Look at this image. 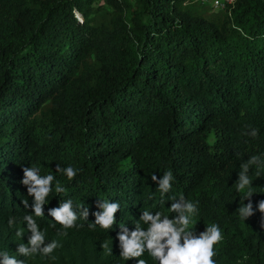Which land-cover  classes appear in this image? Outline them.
Here are the masks:
<instances>
[{
  "label": "trees",
  "instance_id": "16d2710c",
  "mask_svg": "<svg viewBox=\"0 0 264 264\" xmlns=\"http://www.w3.org/2000/svg\"><path fill=\"white\" fill-rule=\"evenodd\" d=\"M95 1L0 0V253L25 264H159L147 252L122 259L120 225L134 230L143 210L174 217L172 198L183 196L199 202L197 236L213 223L222 229L216 264H264L256 209L264 167L250 166L256 210L247 220L237 209L249 201L234 187L242 163L264 161V0L218 10L195 0H106L107 13ZM57 165L77 175L69 180ZM31 166L66 188L34 216L47 242H58L50 256L17 252L31 236L22 201L33 197L21 183ZM168 171L173 187L161 194L151 177ZM67 199L89 209L80 227L48 215ZM101 200L121 205L110 230L88 226Z\"/></svg>",
  "mask_w": 264,
  "mask_h": 264
},
{
  "label": "clouds",
  "instance_id": "9594fccd",
  "mask_svg": "<svg viewBox=\"0 0 264 264\" xmlns=\"http://www.w3.org/2000/svg\"><path fill=\"white\" fill-rule=\"evenodd\" d=\"M252 136L257 134V130L248 133ZM257 165L264 167V161L257 156H251L250 159L241 164L239 178L234 187L237 192L243 193V200H248L247 204L241 203L237 209V213L242 220H247L255 214L258 209L264 213V200L257 203L254 209L251 198L254 194L252 179L249 176L250 166ZM57 172H62L69 180L74 179L77 170L72 166L60 168L57 165ZM24 177L21 183L27 187L28 195L33 197V202L29 205V201L24 199L22 202L25 208H31L32 214L23 216V221L27 224V229L31 233L28 243H20L17 252L28 257L32 254L40 253L44 256H50L58 247L57 240L47 242L46 233L41 230L35 217H43L45 215L44 206L47 204V198L50 193L60 194L66 192V188L62 187L52 174L40 175V168L36 166L23 168ZM152 181L158 184V190L161 194H167L172 190L174 176L171 171L166 172L161 178L155 174L151 177ZM55 189H53V182ZM170 211L175 216H169L163 212L157 211L155 214L148 210H143V214L139 221H136L134 230H129L124 224L120 227L122 231L118 234L120 257L124 260L142 257L145 252L159 264H216L214 257L216 256L215 245L222 239V229L218 224H211L206 227L204 232L198 236L194 233V227L190 228L193 223L192 217L198 213V201L193 202L181 196L178 200L173 197ZM98 207L102 211L94 213L95 222L89 223L90 228L99 226L105 230H110L117 223L116 213L120 210L119 202H110L109 200H101ZM75 208H80L75 205ZM73 201L67 199L60 203L59 207L50 208L48 215L54 221L60 224L64 229L80 227L77 224L78 219L88 220L89 209L80 208L82 211L77 214ZM146 225V227L142 226ZM15 223V218L9 219V226ZM58 235H66L65 233H57ZM17 236H22L19 230ZM101 247L106 251H111L112 241L105 240ZM0 264H25L24 260L17 259L15 256H9L7 252L0 253ZM137 264H147L145 259H138Z\"/></svg>",
  "mask_w": 264,
  "mask_h": 264
},
{
  "label": "built area",
  "instance_id": "2783aa9c",
  "mask_svg": "<svg viewBox=\"0 0 264 264\" xmlns=\"http://www.w3.org/2000/svg\"><path fill=\"white\" fill-rule=\"evenodd\" d=\"M209 6L212 10L231 8L236 0H195Z\"/></svg>",
  "mask_w": 264,
  "mask_h": 264
},
{
  "label": "rangeland",
  "instance_id": "374dc122",
  "mask_svg": "<svg viewBox=\"0 0 264 264\" xmlns=\"http://www.w3.org/2000/svg\"><path fill=\"white\" fill-rule=\"evenodd\" d=\"M94 5L95 6H102L99 9V11L102 12V13H107L108 10L111 9V6L106 2V0H97V1L94 2ZM205 6H207V5H205Z\"/></svg>",
  "mask_w": 264,
  "mask_h": 264
}]
</instances>
